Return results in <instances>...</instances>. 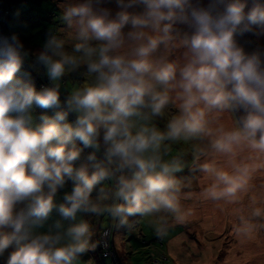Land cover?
I'll use <instances>...</instances> for the list:
<instances>
[{
  "label": "clouds",
  "instance_id": "obj_1",
  "mask_svg": "<svg viewBox=\"0 0 264 264\" xmlns=\"http://www.w3.org/2000/svg\"><path fill=\"white\" fill-rule=\"evenodd\" d=\"M61 7L66 38L50 28L36 53L15 32L0 36V257L11 249L4 264H83L95 247L86 214L121 226L158 214L185 222L191 213L177 178L185 168L210 181L204 199L238 203L264 170V49L247 51L239 40L264 37V0ZM25 64L47 85L38 90ZM74 74L82 79L70 81ZM34 106L53 114L36 123ZM173 145L185 147L173 154ZM255 218L264 207L241 217L238 239L254 237ZM150 223L157 237L167 234Z\"/></svg>",
  "mask_w": 264,
  "mask_h": 264
},
{
  "label": "rangeland",
  "instance_id": "obj_2",
  "mask_svg": "<svg viewBox=\"0 0 264 264\" xmlns=\"http://www.w3.org/2000/svg\"><path fill=\"white\" fill-rule=\"evenodd\" d=\"M66 0H39L37 3L29 1L23 3L16 0L11 5L8 31L10 34L17 33L26 50L36 53L41 50L46 38L42 36L44 30L53 29L52 23L44 20L49 12L56 11L59 15L62 5ZM207 3V0H204ZM115 12L117 9L114 2L107 5ZM19 11V15H15ZM42 19L41 24L37 22ZM36 20V21H35ZM37 23V24H36ZM36 24V25H34ZM43 31V32H42ZM55 35L66 38L67 31L64 25L57 28ZM26 40L23 42L22 40ZM247 51H252L257 47L264 49V37H256L246 34L239 38ZM74 76L68 79L74 80ZM38 108L34 106L33 117L39 123ZM159 126H163V121H159ZM78 146H80L78 144ZM173 154L183 145H173ZM90 149H85L76 166L85 162V158ZM189 165H192V157H186ZM200 162H203V158ZM194 168V166H193ZM184 185L181 194L182 206L189 210L191 215L185 222L175 221L167 214H158L157 217L142 218L139 216L127 217V225L121 226L117 221L114 231V247L117 250L123 264H148L147 250L133 237L134 232H140L145 237L156 235L151 221L166 230L163 237V247L159 250L163 252L168 260V264H264V218H255L251 223L257 225V231L250 240L238 239L235 229L241 224V217L247 218L253 206L264 207V170L258 172L253 179L250 190L242 195L238 203H225L224 201L206 200L202 196L203 190L210 181L198 170H185L177 174ZM103 186V185H101ZM108 186V185H107ZM100 187V186H98ZM71 181L67 182L63 189L58 190L57 201L63 202L65 193H70ZM190 194L191 198H184ZM96 191L93 192V197ZM256 201L255 205L253 201ZM59 218L53 213V219ZM84 219V215L81 217ZM94 224L90 223L93 231L92 244L99 239V234H95L98 225L107 226L109 220L107 216L92 218ZM98 235V236H97ZM97 236V237H95ZM86 255L82 257L83 264H96L98 262L97 243ZM0 257V264H4L8 252ZM98 264V263H97ZM101 264H111L110 260H104Z\"/></svg>",
  "mask_w": 264,
  "mask_h": 264
},
{
  "label": "built area",
  "instance_id": "obj_3",
  "mask_svg": "<svg viewBox=\"0 0 264 264\" xmlns=\"http://www.w3.org/2000/svg\"><path fill=\"white\" fill-rule=\"evenodd\" d=\"M31 0H23V3H27ZM16 0H0V36H10L8 31L9 18L11 14V5ZM48 20L53 24L54 33L57 28H61L62 24L59 21V15L56 12H50L47 15ZM6 20L8 21L6 23ZM44 36L46 33L43 34ZM23 71L32 73L35 80L36 87L39 90L41 86L47 85L48 81L45 77L37 76L36 72H33L27 64H25ZM77 80H81V77L76 76ZM64 93H62L63 99ZM49 113L53 114L51 111ZM70 117V121H71ZM109 189L113 188V185L108 183ZM111 203V201H109ZM109 220L108 226L103 228L99 232V239L97 241V249L102 261L110 260L111 264H123L120 260L119 254L114 247V231L117 225V221L107 217ZM133 237L139 241L143 247L147 250L148 264H167L169 262L167 256L159 249L163 247V238L157 237V235L151 237H145L140 232H134Z\"/></svg>",
  "mask_w": 264,
  "mask_h": 264
},
{
  "label": "trees",
  "instance_id": "obj_4",
  "mask_svg": "<svg viewBox=\"0 0 264 264\" xmlns=\"http://www.w3.org/2000/svg\"><path fill=\"white\" fill-rule=\"evenodd\" d=\"M20 1V0H19ZM22 2H23V0H21ZM31 1H33V2H35V3H37L39 0H31ZM52 12H56V11H52ZM50 13V12H49ZM49 13H47L46 15H45V19L44 20H46V21H48L49 23H51L49 20H48V18H47V15L49 14ZM36 21V20H35ZM37 22L38 23H40L41 24V22H42V19H40V18H38V20H37ZM37 24V23H36ZM36 24H34V25H36ZM52 26H53V24H51ZM47 29V28H46ZM44 30V32H43V34L44 33H46V35L44 36L43 34H42V36L44 37V38H47V34H48V30ZM30 68V67H29ZM33 72H35L32 68H30ZM74 77H73V79L74 80H77V78H76V76L77 75H73ZM81 79H82V77H81ZM38 116H40V115H42V114H47V115H52L51 113H49L48 111L47 112H45L44 110H42V109H39L38 108ZM72 119H73V117H71ZM108 183L109 182H107V185H108ZM109 188V187H108ZM108 203H109V201H108ZM97 251V256L99 257L97 260H98V264H101V262L103 263L104 261H102L101 259H100V256H99V251H98V249L96 250ZM96 263V264H97Z\"/></svg>",
  "mask_w": 264,
  "mask_h": 264
},
{
  "label": "crops",
  "instance_id": "obj_5",
  "mask_svg": "<svg viewBox=\"0 0 264 264\" xmlns=\"http://www.w3.org/2000/svg\"><path fill=\"white\" fill-rule=\"evenodd\" d=\"M23 42H25L26 40L24 39V40H22ZM95 198V197H94ZM92 218H94V215H84V219L85 220H87L89 223H93L94 224V220L92 219ZM109 224V223H108ZM108 226V225H107ZM106 226H104L103 224H101V225H98V227H97V229L95 230V234H99V232L103 229V228H105ZM98 236V235H97ZM97 236H95V237H97ZM95 240V243H94V245L97 243V241H96V238L94 239ZM95 249H96V245H95ZM92 251V250H91ZM90 251V252H91Z\"/></svg>",
  "mask_w": 264,
  "mask_h": 264
},
{
  "label": "water",
  "instance_id": "obj_6",
  "mask_svg": "<svg viewBox=\"0 0 264 264\" xmlns=\"http://www.w3.org/2000/svg\"><path fill=\"white\" fill-rule=\"evenodd\" d=\"M8 21L6 20V23H7Z\"/></svg>",
  "mask_w": 264,
  "mask_h": 264
}]
</instances>
